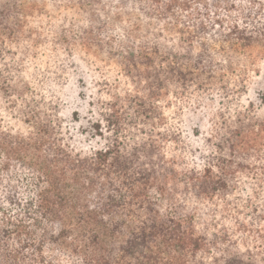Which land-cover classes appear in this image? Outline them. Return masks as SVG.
<instances>
[{"label": "trees", "instance_id": "16d2710c", "mask_svg": "<svg viewBox=\"0 0 264 264\" xmlns=\"http://www.w3.org/2000/svg\"><path fill=\"white\" fill-rule=\"evenodd\" d=\"M76 54L135 84L95 91L89 151L73 147L54 93ZM258 59L264 0H0V264H218L198 258L216 242L177 196L226 190L235 159L264 146L251 137L264 118L229 117L213 162L178 169L160 103L205 93L222 107ZM251 256L224 264H264Z\"/></svg>", "mask_w": 264, "mask_h": 264}, {"label": "rangeland", "instance_id": "374dc122", "mask_svg": "<svg viewBox=\"0 0 264 264\" xmlns=\"http://www.w3.org/2000/svg\"><path fill=\"white\" fill-rule=\"evenodd\" d=\"M94 59L89 55L87 60H82L76 54L75 66L59 80V88L54 92L62 127L70 130L73 147L82 151L101 146L100 138L92 137L90 128L94 114L88 103L95 91L98 88L108 90L109 86L104 85L106 79L122 96L135 90V84L113 61L106 64L105 61L93 62ZM160 105L166 121L161 130L169 136L164 143L166 156L178 161V169L185 165L202 170L213 162L217 132L223 130L221 126H226L229 117L236 122L238 116H250L257 111L264 118V59L254 62L243 91L235 100L224 102L222 107L205 93L184 99L171 96ZM259 135L255 131L251 137L264 142V132ZM174 137L176 139L172 140ZM233 166L236 171L228 179V188L218 191L212 200H203L192 192L177 196V203L183 210L193 214L195 234L206 238V242H216L217 248L207 246L210 253L203 249L198 253L201 262L217 257L218 264H224L227 255L234 251L252 255L258 261L264 258V146L252 154L238 156Z\"/></svg>", "mask_w": 264, "mask_h": 264}]
</instances>
